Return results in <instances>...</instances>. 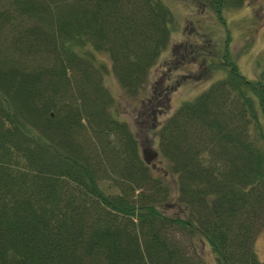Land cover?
Listing matches in <instances>:
<instances>
[{
  "label": "trees",
  "instance_id": "1",
  "mask_svg": "<svg viewBox=\"0 0 264 264\" xmlns=\"http://www.w3.org/2000/svg\"><path fill=\"white\" fill-rule=\"evenodd\" d=\"M174 23L165 0H0V264H200L197 239L215 264H264V66L224 58L151 112L161 171L105 84L136 93Z\"/></svg>",
  "mask_w": 264,
  "mask_h": 264
},
{
  "label": "rangeland",
  "instance_id": "2",
  "mask_svg": "<svg viewBox=\"0 0 264 264\" xmlns=\"http://www.w3.org/2000/svg\"><path fill=\"white\" fill-rule=\"evenodd\" d=\"M165 1L173 13L174 28L143 86L136 93L128 94L111 71L104 77L118 116L126 120L136 134L143 157L159 171L165 160L158 151L157 127L151 121V112L155 110L157 121H162L179 103L223 75L224 62H218L224 58L233 60L246 77H255L264 66V0H242L237 6L223 0L219 10L211 0ZM99 56L109 63L105 54ZM156 94L165 96L149 112L147 106L152 104ZM170 182L174 186L172 177ZM197 240L199 245L191 251H199L198 256L204 260L200 264H215L209 242ZM253 246L257 257L264 260V228L256 232Z\"/></svg>",
  "mask_w": 264,
  "mask_h": 264
}]
</instances>
